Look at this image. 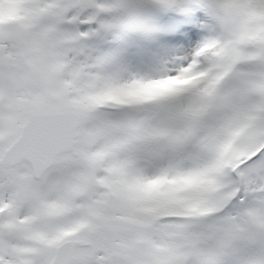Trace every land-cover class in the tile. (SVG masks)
Returning a JSON list of instances; mask_svg holds the SVG:
<instances>
[{
	"label": "snow or ice",
	"instance_id": "1",
	"mask_svg": "<svg viewBox=\"0 0 264 264\" xmlns=\"http://www.w3.org/2000/svg\"><path fill=\"white\" fill-rule=\"evenodd\" d=\"M0 264H264V0H0Z\"/></svg>",
	"mask_w": 264,
	"mask_h": 264
}]
</instances>
